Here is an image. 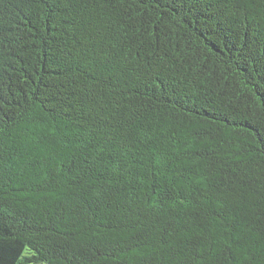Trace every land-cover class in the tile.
<instances>
[{
	"label": "trees",
	"instance_id": "obj_1",
	"mask_svg": "<svg viewBox=\"0 0 264 264\" xmlns=\"http://www.w3.org/2000/svg\"><path fill=\"white\" fill-rule=\"evenodd\" d=\"M0 264H264V0H0Z\"/></svg>",
	"mask_w": 264,
	"mask_h": 264
}]
</instances>
